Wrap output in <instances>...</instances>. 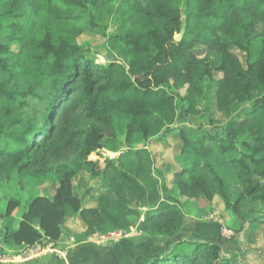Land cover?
I'll return each instance as SVG.
<instances>
[{
  "label": "trees",
  "instance_id": "trees-1",
  "mask_svg": "<svg viewBox=\"0 0 264 264\" xmlns=\"http://www.w3.org/2000/svg\"><path fill=\"white\" fill-rule=\"evenodd\" d=\"M86 33L114 62H96ZM206 80L231 121L201 116ZM173 135L179 170L155 168L149 145ZM120 137L122 153L93 160ZM83 174L100 180L92 207L75 193ZM12 183L31 195L1 256L60 242L70 218L85 229L77 243L135 227L170 241L188 206L219 198L235 236L179 240L146 264H250L233 260L264 224V0H0V185ZM20 207L8 200L0 218Z\"/></svg>",
  "mask_w": 264,
  "mask_h": 264
},
{
  "label": "rangeland",
  "instance_id": "rangeland-1",
  "mask_svg": "<svg viewBox=\"0 0 264 264\" xmlns=\"http://www.w3.org/2000/svg\"><path fill=\"white\" fill-rule=\"evenodd\" d=\"M113 31L114 27H111L110 32ZM79 40L85 49H90L97 53L95 60L98 64L104 65L106 63L104 57V45H106L107 40L104 37L86 33ZM199 50L201 51L200 54H203L204 49L199 48ZM236 53L241 57L242 63H244L245 59L243 54L238 51ZM212 58L216 64H219L218 56L212 55ZM221 77V75H218L217 79H221ZM204 86L205 88L207 87V97L205 101H203V104L199 107L201 110V116H204L207 119H212L213 122L217 123L218 125H222L228 121H231L232 119H226L222 117L217 110L215 87L211 86L208 80L205 81ZM247 109L248 104L242 105L236 110L237 112H235L234 118L241 116V114H243ZM168 140L171 142V144H166L167 149H169L168 147H170L172 144L175 143L176 145V143L179 142V140L174 135L168 137ZM122 143L123 137H120L116 143L110 144L108 147L101 150L99 154L94 156L93 160H98L101 163H104L106 159L117 157L124 151ZM167 149L165 147L163 148L162 157L158 155L154 157V167L163 171H165L167 168H170V171H178L179 168L174 163L173 159L174 150L169 149V153L166 154ZM102 170L103 167L100 166V174L102 173ZM166 181L167 184L171 185L172 177L167 176ZM56 187L57 186L55 184H46L38 188V194L52 198L56 191ZM25 190L24 187H20V190L17 189V186L13 183L9 186L4 184L0 185V214H5L8 200L14 199L21 202V207L14 213L13 216L0 218V240L3 235L2 228L5 225H10L14 229L18 228L21 216L26 210V202L29 200L31 195L30 191L27 192V190ZM75 193L86 202V207L95 206L96 200L102 194L100 180H93L88 174L81 175L75 181ZM188 207L190 210L186 216L185 226L183 227L180 236L170 241L158 238L151 239L140 232L137 227H135L131 229L130 232H122V234H119V236H108L103 239L104 241L100 239L101 235H96L88 241L77 243L74 240V236L83 233L85 229L80 219L70 218L67 222L69 226H65L66 235L68 238H66L64 246L68 248H71V246H76L80 250L85 251V249L87 250L89 248L90 244L97 242L96 240H98L99 244L97 247H107L108 245H110L108 247H111L113 244H115L114 242H116V244H119L120 242L119 251L113 252V248H111V250L113 254L120 252L123 256L125 255L126 261H124L122 264H138V261L136 260H141V264H146L151 259L166 252L170 244L179 240H201L205 237L220 235L225 238H232L235 236L234 230L237 228V223L230 213L225 209L223 202L219 198H216L211 205H208L205 203V201L200 200L198 202L192 203V205ZM146 210L147 209H142V212H146ZM242 240L244 241L243 237ZM247 245L249 246V250L246 255L241 256V258L238 260L234 259L233 263L247 261L250 264H264V224L259 225L258 230L248 236ZM42 246L45 245L42 244ZM92 251L94 252V255L97 256L93 257L94 262L92 264H98L101 262L100 256L98 252L94 250ZM108 261H111L110 264H116L113 262L115 261L113 258H110Z\"/></svg>",
  "mask_w": 264,
  "mask_h": 264
},
{
  "label": "crops",
  "instance_id": "crops-1",
  "mask_svg": "<svg viewBox=\"0 0 264 264\" xmlns=\"http://www.w3.org/2000/svg\"><path fill=\"white\" fill-rule=\"evenodd\" d=\"M166 144L170 145L171 142H169L168 139H166V141L157 139L152 142L149 145V150L152 152L153 157H156V155L162 157L163 148L165 147L167 149ZM180 147V142H177L176 145L174 143L170 147H168L169 149L174 150V153L172 151L173 159ZM169 149L166 150V154L169 153ZM66 226H69L68 223L66 224ZM106 237H108V233L105 235H101L100 239L104 241L103 239ZM66 238H68L67 235H65L58 243H47L45 246L38 244L34 247H23L14 252L10 251V253L7 255H0V264H92L94 262L93 257H97L96 255H94V252L92 250L98 252L100 256L101 262H99L98 264H110L111 261H108L110 258H113L115 260L113 262L116 264H122L124 261H126V257L125 255L123 256L122 253L118 252L117 254H113V252L119 251L120 242L119 244H116V242H114L115 244H113V246L111 247H108L110 245H108L107 247H97V245L99 244L98 240H96L97 242H94V244H90L87 250L85 249V251H82L76 246H71V248L65 247L64 243L66 241ZM111 248H113V252ZM136 261H138V264H141V260Z\"/></svg>",
  "mask_w": 264,
  "mask_h": 264
},
{
  "label": "built area",
  "instance_id": "built-area-1",
  "mask_svg": "<svg viewBox=\"0 0 264 264\" xmlns=\"http://www.w3.org/2000/svg\"><path fill=\"white\" fill-rule=\"evenodd\" d=\"M122 232H123V231L110 232V233H108V236H110V237H111V236H112V237H113V236H119V234H122ZM117 234H118V235H117Z\"/></svg>",
  "mask_w": 264,
  "mask_h": 264
},
{
  "label": "water",
  "instance_id": "water-1",
  "mask_svg": "<svg viewBox=\"0 0 264 264\" xmlns=\"http://www.w3.org/2000/svg\"><path fill=\"white\" fill-rule=\"evenodd\" d=\"M105 59L108 60V61H110V62H114V60H115L113 57H111L109 55H106L105 56Z\"/></svg>",
  "mask_w": 264,
  "mask_h": 264
}]
</instances>
